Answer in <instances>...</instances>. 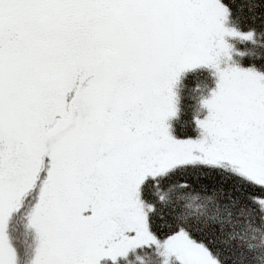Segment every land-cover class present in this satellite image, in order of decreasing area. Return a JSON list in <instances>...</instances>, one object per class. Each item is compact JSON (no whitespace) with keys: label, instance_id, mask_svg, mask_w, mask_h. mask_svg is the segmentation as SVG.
<instances>
[{"label":"snow or ice","instance_id":"6c2138e0","mask_svg":"<svg viewBox=\"0 0 264 264\" xmlns=\"http://www.w3.org/2000/svg\"><path fill=\"white\" fill-rule=\"evenodd\" d=\"M0 264H264V0H0Z\"/></svg>","mask_w":264,"mask_h":264},{"label":"trees","instance_id":"16d2710c","mask_svg":"<svg viewBox=\"0 0 264 264\" xmlns=\"http://www.w3.org/2000/svg\"><path fill=\"white\" fill-rule=\"evenodd\" d=\"M184 118L185 119H191V114L186 113ZM11 235L13 237V243L16 244L18 250L20 251V253L23 257L26 243L31 242V237H26V235L23 231V227L18 226L16 223L13 224V228L11 230Z\"/></svg>","mask_w":264,"mask_h":264}]
</instances>
